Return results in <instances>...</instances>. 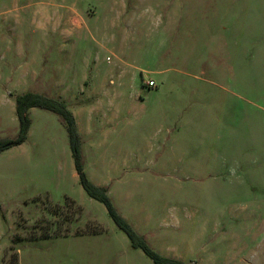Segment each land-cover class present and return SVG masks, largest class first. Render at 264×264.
<instances>
[{
    "label": "rangeland",
    "instance_id": "rangeland-1",
    "mask_svg": "<svg viewBox=\"0 0 264 264\" xmlns=\"http://www.w3.org/2000/svg\"><path fill=\"white\" fill-rule=\"evenodd\" d=\"M26 90L66 101L85 173L159 253L264 264V0H0V137ZM27 114L0 264H155L82 187L61 116Z\"/></svg>",
    "mask_w": 264,
    "mask_h": 264
},
{
    "label": "trees",
    "instance_id": "trees-1",
    "mask_svg": "<svg viewBox=\"0 0 264 264\" xmlns=\"http://www.w3.org/2000/svg\"><path fill=\"white\" fill-rule=\"evenodd\" d=\"M30 106H40L58 113L63 119L68 135L69 142L74 156L75 168L79 175V180L84 190L92 197L101 200L117 226H119L128 236L131 243L139 246L153 260L155 264H192L179 258L170 257L155 250L140 234L132 224L117 210L105 185L94 183L89 179L83 169L80 144L81 137L77 129L74 114L68 108L63 99L48 96L45 93L26 90L15 96V112L19 120L18 132L14 137H0V150L11 145L22 142L26 138L27 130L30 124V118L27 110ZM8 264H18V253L14 251Z\"/></svg>",
    "mask_w": 264,
    "mask_h": 264
},
{
    "label": "built area",
    "instance_id": "built-area-1",
    "mask_svg": "<svg viewBox=\"0 0 264 264\" xmlns=\"http://www.w3.org/2000/svg\"><path fill=\"white\" fill-rule=\"evenodd\" d=\"M148 85H154L155 82L152 78H150L148 81H147Z\"/></svg>",
    "mask_w": 264,
    "mask_h": 264
}]
</instances>
